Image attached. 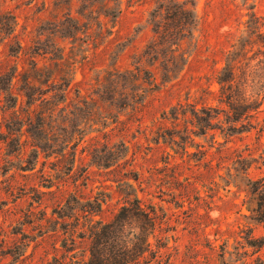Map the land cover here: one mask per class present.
<instances>
[{"label": "rangeland", "instance_id": "rangeland-1", "mask_svg": "<svg viewBox=\"0 0 264 264\" xmlns=\"http://www.w3.org/2000/svg\"><path fill=\"white\" fill-rule=\"evenodd\" d=\"M177 2L194 8L180 49L152 31L171 0H0L5 111L15 71L26 123L41 106L26 105L27 79L52 103L71 84L49 105L40 156L27 126L18 156V116L0 114V264H86L98 225L135 199L156 226L133 264H264V222L251 213L264 194V101L236 122L217 84L234 62L238 98L264 94V0ZM54 74L64 81L51 87ZM79 138L75 156L56 154Z\"/></svg>", "mask_w": 264, "mask_h": 264}, {"label": "trees", "instance_id": "trees-1", "mask_svg": "<svg viewBox=\"0 0 264 264\" xmlns=\"http://www.w3.org/2000/svg\"><path fill=\"white\" fill-rule=\"evenodd\" d=\"M192 11H194V8L189 11L184 5L182 6L179 2H177V0H171V3L169 5L163 3L159 4L158 8L151 14L152 31L157 38L156 45L168 43L171 45V47L180 49L183 41L185 40V35H183L182 38L178 39L176 38V34L182 35V33L185 32L190 33L189 29L193 24L192 22H189L190 20L186 19L185 14L188 13L189 17L191 18L193 13ZM157 18L159 19L157 20ZM192 34L193 33H191V35ZM160 41H162V43ZM151 51H154L152 46L148 47L145 55H149ZM60 59H64V55H61ZM187 63L188 59L185 62L184 67L187 65ZM153 65L154 64H152V66ZM235 67L236 66L234 62H227L225 64V67L220 71V76H218L217 78V84L219 86V97L221 98V103L225 105L230 114H233L236 122H240L243 118L248 117L250 111H257L261 107L264 101V94L255 96L243 95V98H238L239 95H237V90H239V87L237 86L234 78ZM161 68L165 75L166 73L173 72V70H168L169 64H161ZM33 70L34 72H36L37 66H35ZM182 71L183 70H181V72ZM224 73H226L225 76H223ZM15 75L16 71L13 73L11 80H9V87L4 89L5 98L7 97L9 99H12L13 105L10 106V108L6 111L0 105V114L9 113L11 117L18 116V111L16 110V108H18L19 98L14 97L12 94V83L15 79ZM60 81H64V78H61V76L54 74L48 82L51 83V87H54L52 85ZM25 85V88L30 92H27L25 95L27 99L26 105L32 109V107H35L37 103L41 102V106H38L40 107V113L37 117V123L33 124L31 113L29 114L30 116H28V118L30 117L29 121L27 118V121L29 123H26V121L24 120H20L19 116L17 117L19 119V128L16 131L17 136L14 139L17 144L16 152H18V156H21L26 151V145L22 144L21 140L23 135V128L27 126V129L29 127H33L35 131L37 130L36 134L41 145L37 144L36 146H34L32 149V153L33 156H40L41 153H46L45 148L42 146V141H47L49 137L48 131L51 129V126L47 121L48 119L46 118L47 116L49 118L52 117L51 108L49 105L53 104L56 107H59L61 104L65 103L67 100V91L71 84L68 80L66 81L64 95L55 97L54 102L57 104L52 103L51 100L49 102L47 101L48 97L41 93V90H39L38 88L37 82L27 79ZM246 99H248V101H246ZM250 101H254L252 104L255 107L252 108V105L249 103ZM66 121L67 120H65V122ZM6 129L9 130L10 128L8 127ZM73 141L74 140H68L64 143L61 149H59V152L55 153L62 155L68 151L71 156H75V150L79 146V143L82 141V138L77 139L74 144ZM259 189L260 188H258L256 192L259 191ZM258 197L257 207L256 209L251 210V213L254 215L256 214L257 222L261 223L264 222V194H259ZM155 226L156 220L153 216V213L145 210L140 200L135 199L133 201L126 202L121 207L113 221L107 224L98 225L95 233L92 236L90 259L86 264L138 263L151 249L150 238L155 232Z\"/></svg>", "mask_w": 264, "mask_h": 264}]
</instances>
